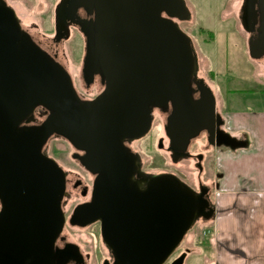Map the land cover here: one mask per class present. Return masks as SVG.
<instances>
[{
	"label": "water",
	"instance_id": "95a60500",
	"mask_svg": "<svg viewBox=\"0 0 264 264\" xmlns=\"http://www.w3.org/2000/svg\"><path fill=\"white\" fill-rule=\"evenodd\" d=\"M78 8L93 19L75 21ZM55 15L57 40L66 37V20L79 27L85 62L98 66L104 89L81 101L66 71L0 0V264L66 261L53 247L64 224V174L42 152L54 135L83 152L79 163L96 175L90 203L76 210L71 224L75 217L82 218L79 225L99 222L113 264H165L196 219L210 217L207 203L172 175L141 177L123 141L142 138L152 110L168 105L164 132L173 161L184 158L202 132L210 146L230 151L247 141L219 129L213 94L195 77L190 39L174 22L189 19L183 0H64ZM246 21L248 32H256L248 54L258 60L264 57V0H247ZM36 107L46 116L38 125Z\"/></svg>",
	"mask_w": 264,
	"mask_h": 264
},
{
	"label": "rangeland",
	"instance_id": "374dc122",
	"mask_svg": "<svg viewBox=\"0 0 264 264\" xmlns=\"http://www.w3.org/2000/svg\"><path fill=\"white\" fill-rule=\"evenodd\" d=\"M17 14L25 30L43 45L53 37L52 10L56 0H4ZM188 12V21L179 22V29L187 35L192 44L197 74L211 90L214 101L224 109H239L249 113H264V104H251V100L264 99V58L252 60L247 50V34L243 24L245 0H183ZM59 60L69 71L72 82L82 93L83 85L79 76L84 40L80 33L71 30L69 37L58 46ZM94 94V92H92ZM253 102V101H252ZM217 111V109H216ZM164 118L154 116L148 138L135 143L133 149L148 167V176L172 174L181 183L196 189L199 170L196 153L202 156L200 164L207 173L199 179L213 178L212 155L204 161L206 154L198 145L205 144L204 135L193 139L188 152L192 158L175 162L167 151L168 139L163 130ZM162 138V148L158 139ZM48 156L57 160L65 169L75 168L70 160V145L61 137H51L46 145ZM210 172V173H208ZM218 180V178H216ZM260 216L258 214L254 220ZM213 221L198 219L186 233L183 240L165 264L184 254L183 264H264V248L259 234L250 230L227 236L208 232ZM250 227V226H249ZM247 226V229L249 228ZM217 236V237H216Z\"/></svg>",
	"mask_w": 264,
	"mask_h": 264
},
{
	"label": "flooded vegetation",
	"instance_id": "af4514ba",
	"mask_svg": "<svg viewBox=\"0 0 264 264\" xmlns=\"http://www.w3.org/2000/svg\"><path fill=\"white\" fill-rule=\"evenodd\" d=\"M4 1V0H3ZM64 0H56L53 5L52 10V30H53V37L51 38L50 42H46L44 45L41 42H38L34 40L33 41L39 45V47L44 51L54 62L58 63L69 75L72 87L78 96V98L81 101H91L95 99L104 89V81L101 75V71L98 68V66H91L86 64L85 62V38L81 34L80 29L77 25L73 24L72 22L66 20V37L61 38L60 40H57L56 38V26H57V19L55 15L56 9L59 7V5ZM5 2V1H4ZM246 2H244V8H243V24H244V30L247 34V42L250 39V37H255L256 32H248V24L246 21ZM6 3V2H5ZM6 5L10 7L7 3ZM11 8V7H10ZM13 10V8H11ZM14 11V10H13ZM15 12V11H14ZM16 14V13H15ZM77 18L74 19L75 21L79 20L81 22H87L93 19V15L88 14V12L84 8H78L76 11ZM190 16V15H189ZM16 17L18 18L17 14ZM20 26L25 30V28L22 26V22L18 18ZM188 21V20H187ZM176 24L178 25V21L174 20ZM179 27V26H178ZM258 27V24L254 26V29ZM71 30L77 31L81 34L84 40V50L82 54V58L80 61V70H79V76L82 81L83 85V91L80 90L79 87L75 86L72 82V77L69 73V71L66 69V67L60 62L59 60V51L58 46L61 42L66 41L69 37V32ZM26 31V30H25ZM192 46V44H191ZM193 54L195 56L193 47H192ZM264 57H261L262 59ZM259 60V59H258ZM197 64V62H196ZM195 77L198 81H201L204 85V80L198 76L197 69L195 73ZM194 92L192 93V96L194 99L198 98V92L196 91V88L194 85H191ZM94 92V94H92ZM171 112V107L168 105V108L166 110L156 109L154 108L152 110V123L154 122V116L158 115L159 117L164 118V121L166 123V118ZM217 112V111H216ZM218 113V112H217ZM219 114V113H218ZM220 115V114H219ZM151 123V125H152ZM165 123L163 125V130L165 127ZM219 129L224 132L223 125L219 127ZM204 135V141L205 144L198 145V147L201 149L202 147H212L207 142V133L202 132L200 133V136ZM55 136V135H54ZM53 137V136H52ZM148 138V132L140 139L137 140H124L123 146L129 150L130 153H132L135 157L138 159V172L141 177H148V167L144 165L141 161V158L136 150L133 149L135 143H138L139 141ZM244 141V140H242ZM48 142V141H47ZM42 147V152L51 160H53L56 165L60 168V170L64 174V194L62 196L61 202H60V208L64 216V224L62 226V229L58 236L55 239L54 242V251H58L60 253H63L66 257V261L64 264H113V257L111 252L108 250V248L104 245L101 235H100V224L99 222H92L87 223L84 225H79L78 223L82 222L81 217H75L74 224H71V220L76 212L77 209L87 205L91 201V193H92V186L93 182L95 180L96 175H92L87 170H85L81 164L79 163L77 157H81L84 155L83 152L76 150L70 143L71 148V154H70V160L75 163V168L71 169H65L57 160L50 157L46 153V145ZM158 144L162 145V138L160 137L158 139ZM169 146V142L167 144V149ZM188 150V148H187ZM168 151V150H167ZM169 152V151H168ZM170 153L171 159H172V153ZM187 155L184 157L186 159L192 158V154H190L188 151H186ZM200 153H196L194 155V158L198 160L197 168L200 171V161L202 159V156L198 159V156ZM179 159L175 162H178ZM159 175V174H155ZM164 175V174H161ZM172 175V174H168ZM173 176V175H172ZM197 184L196 189L193 190L190 186H187L190 190H192L196 195H200L202 200H204L207 203L206 208L204 209V212L206 214H210V217L208 219L204 218H198L202 220H213L215 215V208L213 204L212 199V191L215 185H206L201 182L199 179V176L197 177ZM185 185V184H184ZM186 186V185H185ZM195 221L194 225L196 224L197 220ZM175 260V259H174ZM173 260V261H174ZM172 262V261H171ZM170 262V263H171Z\"/></svg>",
	"mask_w": 264,
	"mask_h": 264
},
{
	"label": "crops",
	"instance_id": "0c3cea01",
	"mask_svg": "<svg viewBox=\"0 0 264 264\" xmlns=\"http://www.w3.org/2000/svg\"><path fill=\"white\" fill-rule=\"evenodd\" d=\"M252 103L263 105L264 99H254ZM215 108L222 118L224 131L247 141V146L236 151L224 147L201 148L206 154L204 161L209 164L207 158L212 155L214 166L208 172L213 178L200 179L203 184L215 185L212 191L215 215L208 232L217 235L218 240H227L230 234L235 236L239 231L248 230L249 235L252 230L260 235L264 248V113L259 109L256 113L224 109L217 101ZM200 166L199 178L209 170ZM247 226L250 227L247 229Z\"/></svg>",
	"mask_w": 264,
	"mask_h": 264
},
{
	"label": "trees",
	"instance_id": "16d2710c",
	"mask_svg": "<svg viewBox=\"0 0 264 264\" xmlns=\"http://www.w3.org/2000/svg\"><path fill=\"white\" fill-rule=\"evenodd\" d=\"M21 29L23 30V31H25L22 27H21ZM27 34H28V32L27 31H25ZM29 35V34H28ZM30 36V35H29ZM31 39H32V37H30ZM32 41H33V39H32ZM34 43H35V41H33ZM36 45H37V43H35ZM38 47H39V45H37ZM40 48V47H39ZM41 49V48H40ZM42 50V49H41ZM194 55V54H193ZM44 113H45V109H43L42 107H36L35 109H34V111H33V113H32V115H33V117H34V119H35V123H34V125H38V124H40L44 119H45V115H44ZM23 125V124H22ZM21 125V126H22ZM203 221H205V222H209L210 220H203Z\"/></svg>",
	"mask_w": 264,
	"mask_h": 264
}]
</instances>
